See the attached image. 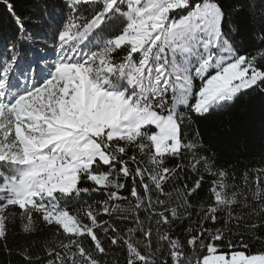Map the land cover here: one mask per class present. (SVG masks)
<instances>
[{
  "label": "snow or ice",
  "instance_id": "snow-or-ice-1",
  "mask_svg": "<svg viewBox=\"0 0 264 264\" xmlns=\"http://www.w3.org/2000/svg\"><path fill=\"white\" fill-rule=\"evenodd\" d=\"M0 7V264H264V0Z\"/></svg>",
  "mask_w": 264,
  "mask_h": 264
},
{
  "label": "trees",
  "instance_id": "trees-1",
  "mask_svg": "<svg viewBox=\"0 0 264 264\" xmlns=\"http://www.w3.org/2000/svg\"><path fill=\"white\" fill-rule=\"evenodd\" d=\"M17 7L18 14H30L34 11V5L37 3V0H14ZM3 14V8L0 7V15ZM10 23V18H5L3 21H0V50L3 49V44L6 36H9L8 31ZM246 113L244 114L243 121L246 126H248L253 134V139L256 141V145L253 146L249 144V148L246 151L238 152L235 156L225 157L220 161L221 164L235 165V172L237 175V182H239V177L241 176L242 171L245 166L253 167L259 165L260 160V148L259 141L261 138V127H260V117L262 114V101L261 98L253 94L247 101ZM239 117L240 113L233 109L231 111L225 110L220 114L219 119L223 120L225 124L228 123L230 117ZM107 218V217H105ZM123 227V225H121Z\"/></svg>",
  "mask_w": 264,
  "mask_h": 264
}]
</instances>
